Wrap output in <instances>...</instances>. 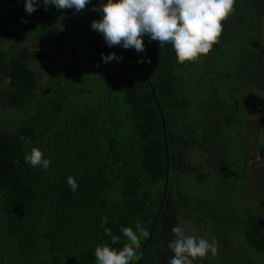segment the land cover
I'll return each mask as SVG.
<instances>
[{"label":"trees","instance_id":"16d2710c","mask_svg":"<svg viewBox=\"0 0 264 264\" xmlns=\"http://www.w3.org/2000/svg\"><path fill=\"white\" fill-rule=\"evenodd\" d=\"M104 2L90 0L81 12L40 5L29 15L24 0H0V112L20 114L17 127L0 135L7 262L96 264L97 246L119 249L120 228L141 226L149 237L137 264H168L171 229L189 220L195 236L217 243L215 256L195 264H264V168L254 169L264 145L229 150L234 143L245 149L242 123L252 124L241 82L264 90V48L254 38L264 0H235L212 50L184 65L147 37L143 53L109 48L90 27L101 18L93 8ZM236 42L246 52L229 68L226 49ZM111 52L122 59L101 62V53ZM47 53L64 63L63 84L48 105L38 99L42 75L35 68ZM226 127L238 138H222ZM32 147L51 159L46 171L24 163ZM193 152L204 153L208 165L189 159ZM240 160L252 164L250 172L243 166V178ZM68 176L78 183L75 193ZM105 216L104 227L121 237L117 244L100 225Z\"/></svg>","mask_w":264,"mask_h":264},{"label":"clouds","instance_id":"9594fccd","mask_svg":"<svg viewBox=\"0 0 264 264\" xmlns=\"http://www.w3.org/2000/svg\"><path fill=\"white\" fill-rule=\"evenodd\" d=\"M90 0H24V10L32 14L42 5L58 10L73 9L81 12ZM235 0H106L93 10L101 18L91 22V29L98 32L105 44L111 48L119 45L123 49H134L137 53L145 51L144 37L156 42L160 52L170 49L177 64L194 62L207 55L217 43L223 22L234 11ZM22 22H26L21 18ZM122 57L115 52L101 53V62L119 61ZM24 163L33 168L47 170L52 161L46 158L41 149L32 147L23 157ZM73 193L78 183L73 176L66 178ZM109 217L101 219L100 225L110 238L111 244H117L121 237L114 235L110 228L104 227ZM123 237L122 247L115 249L108 244L95 248L96 264H137L141 259V243L149 237L148 229L137 226L120 228ZM173 238L167 247L173 253L168 264H195L198 259L215 256L216 241L195 235H188L182 226L171 229Z\"/></svg>","mask_w":264,"mask_h":264},{"label":"rangeland","instance_id":"374dc122","mask_svg":"<svg viewBox=\"0 0 264 264\" xmlns=\"http://www.w3.org/2000/svg\"><path fill=\"white\" fill-rule=\"evenodd\" d=\"M256 35V36H255ZM254 35L255 38V44L262 46L264 48V20H261V22L258 23L256 28V33ZM248 40L250 44L253 43V38L248 37ZM238 41V40H237ZM246 52L244 50L243 46L240 44V42H236L235 45L233 43V46H230L226 49V58L224 60V63L226 67L229 68H238V64L240 61L241 55H243ZM63 59L60 55L54 54V53H47L45 59H40L39 64H35V68L38 69V71L42 75V80L40 83V92H39V100H42L41 102L43 104H49L52 100L53 95L55 96L56 90L61 87L60 85L62 83V77L61 72L63 68ZM59 77L61 82L59 81ZM90 83H95V78L92 77ZM241 87L238 89L239 94L243 97L241 100V106H244L247 111H249L252 120L250 123L251 125H247L246 123H242L244 125L243 129L244 131H241V133H246L247 137L249 138V142H243L245 144V149H242L238 143H234L229 147V150H253L256 149L258 145H264V90L263 89H254V87H251L252 85H249L248 82H241ZM91 86V85H90ZM262 87L264 88V83H262ZM94 90V89H92ZM100 90H97V93L100 94ZM236 94V93H235ZM244 94V95H243ZM120 105H123V100L121 99ZM17 115V114H16ZM16 115H10L4 111L0 112V135L4 134L7 129H11L15 126V123L17 120L20 119V114L16 117ZM254 119V120H253ZM17 127V126H15ZM221 137H230L232 135L236 136V139L238 138V132L234 129H231V127L223 128L221 131ZM256 144V145H253ZM255 153H252V155ZM190 155V156H189ZM188 155L189 159H194L196 162H200L202 165L207 166V159L204 156V153L198 154V153H191ZM246 163L243 164V161L240 160L238 173L240 175V178H243V166H245ZM252 166L251 163L246 164L245 171L250 172V167ZM264 168V159L258 160L255 163L254 169L257 170L258 168ZM238 182H241L240 179L237 180ZM256 185V182L254 183ZM239 188L236 189V192H239ZM207 191L204 194H206ZM209 194V193H208ZM252 202L250 205L253 209H257V204L255 203V200H251ZM236 209H238L237 206H235ZM241 210H237V213H235V217L241 215ZM185 230V233L188 235H194L197 229L193 226V224L187 220L183 223L182 226ZM1 234V232H0ZM0 235V239H1ZM211 239L208 238L207 240ZM213 240V239H212ZM217 245V243H216ZM10 248L9 244L6 241L0 240V256L4 257V264H9L8 259H12L9 255ZM14 262V261H12Z\"/></svg>","mask_w":264,"mask_h":264}]
</instances>
